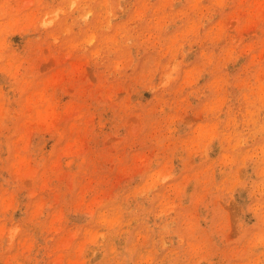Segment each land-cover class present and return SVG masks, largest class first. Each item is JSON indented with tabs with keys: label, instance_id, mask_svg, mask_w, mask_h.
Returning a JSON list of instances; mask_svg holds the SVG:
<instances>
[{
	"label": "rangeland",
	"instance_id": "rangeland-1",
	"mask_svg": "<svg viewBox=\"0 0 264 264\" xmlns=\"http://www.w3.org/2000/svg\"><path fill=\"white\" fill-rule=\"evenodd\" d=\"M0 264H264V0H0Z\"/></svg>",
	"mask_w": 264,
	"mask_h": 264
}]
</instances>
